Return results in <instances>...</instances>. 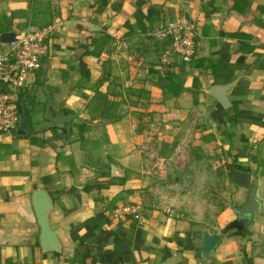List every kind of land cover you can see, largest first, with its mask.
Here are the masks:
<instances>
[{"label": "crops", "instance_id": "crops-1", "mask_svg": "<svg viewBox=\"0 0 264 264\" xmlns=\"http://www.w3.org/2000/svg\"><path fill=\"white\" fill-rule=\"evenodd\" d=\"M182 18L191 63L154 37ZM46 26L22 96L32 133L0 134V264H264V211L242 225L251 191L229 176L252 173L264 201V0H0V49ZM235 82L224 108L210 92ZM49 97L69 124L45 119ZM40 189L63 255L40 245ZM131 205L140 220L116 217Z\"/></svg>", "mask_w": 264, "mask_h": 264}, {"label": "built area", "instance_id": "built-area-1", "mask_svg": "<svg viewBox=\"0 0 264 264\" xmlns=\"http://www.w3.org/2000/svg\"><path fill=\"white\" fill-rule=\"evenodd\" d=\"M55 26L20 32L14 41L0 49V134L18 129L21 119L22 96L29 75L41 70L49 58L50 39ZM164 44L165 58L191 63L196 54V22L182 18L161 26L154 32ZM143 210L138 205L117 209L116 217L130 216L140 220Z\"/></svg>", "mask_w": 264, "mask_h": 264}, {"label": "water", "instance_id": "water-1", "mask_svg": "<svg viewBox=\"0 0 264 264\" xmlns=\"http://www.w3.org/2000/svg\"><path fill=\"white\" fill-rule=\"evenodd\" d=\"M16 35L17 34L12 31H9L2 36L1 42L3 44H10L14 41ZM236 84L237 83L235 82L225 87H214L211 90L210 95L214 96L224 108H227L228 95L233 91ZM51 107L52 99L49 97L45 109L46 120L56 125H66L72 121L73 116L71 115L52 116ZM21 113L22 120L18 130H21L24 134L30 135L32 133L31 121L24 106L21 107ZM18 130H12L11 134L16 136ZM229 176L238 187L251 191L249 202L245 206L236 210L240 223L247 226L255 215L264 211V201L257 196L258 181H253L252 173L237 170L230 171ZM33 205L41 228L40 245L43 251L46 253L63 255L65 253L64 246L50 220V214L54 209V203L50 194L44 189L37 190L33 195ZM219 240V235H205L204 253L209 254L213 252L216 249Z\"/></svg>", "mask_w": 264, "mask_h": 264}, {"label": "trees", "instance_id": "trees-1", "mask_svg": "<svg viewBox=\"0 0 264 264\" xmlns=\"http://www.w3.org/2000/svg\"><path fill=\"white\" fill-rule=\"evenodd\" d=\"M100 103H103V104L105 103V102L103 101V98H100ZM21 106L26 107L24 102H23V104H22ZM227 169H228V170H231L232 167H231V166H228ZM103 186H104V185H103ZM89 188H90V184L86 186V189H87V190H89Z\"/></svg>", "mask_w": 264, "mask_h": 264}]
</instances>
